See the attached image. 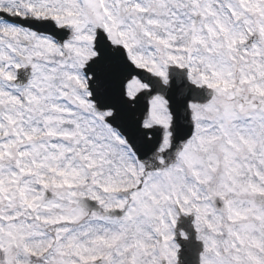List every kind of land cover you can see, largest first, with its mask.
<instances>
[{"label": "snow or ice", "instance_id": "6c2138e0", "mask_svg": "<svg viewBox=\"0 0 264 264\" xmlns=\"http://www.w3.org/2000/svg\"><path fill=\"white\" fill-rule=\"evenodd\" d=\"M0 264H264V0H0Z\"/></svg>", "mask_w": 264, "mask_h": 264}]
</instances>
